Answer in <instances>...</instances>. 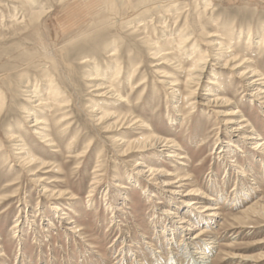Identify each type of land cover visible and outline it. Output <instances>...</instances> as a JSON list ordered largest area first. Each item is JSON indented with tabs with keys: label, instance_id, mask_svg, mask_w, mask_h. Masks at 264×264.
<instances>
[{
	"label": "rangeland",
	"instance_id": "obj_1",
	"mask_svg": "<svg viewBox=\"0 0 264 264\" xmlns=\"http://www.w3.org/2000/svg\"><path fill=\"white\" fill-rule=\"evenodd\" d=\"M181 34L191 38L179 48ZM214 36L237 60L251 63L222 69L232 57L220 60V50L209 45ZM263 36L264 0H0L2 263L185 264L181 236L189 235L162 212L173 207L165 205L166 178L154 172L179 168L191 178L182 198L197 199L188 195L195 188L218 208L221 219L210 216L200 226L206 233L197 245L212 241L211 264H264V210L253 213L264 208V146L249 140L250 127L241 129L247 123L238 126L249 121L264 141V94L251 87L250 70L240 75L248 67L264 75ZM192 51L196 59L212 53L202 79L187 86ZM90 75L101 80L89 82ZM47 79L68 105L66 125L55 120L61 114L51 105ZM101 84H114L115 91H98ZM210 89L227 103L210 102ZM93 104L126 116L124 122L113 128L98 122L104 109L91 113ZM35 118L47 124L33 127ZM10 132L48 168L17 160L19 140L11 142ZM37 133L50 135L57 147ZM150 135L188 158L168 157L172 149L164 144L137 143ZM144 165L152 172L137 176ZM174 208L183 209L182 200Z\"/></svg>",
	"mask_w": 264,
	"mask_h": 264
},
{
	"label": "bare ground",
	"instance_id": "obj_2",
	"mask_svg": "<svg viewBox=\"0 0 264 264\" xmlns=\"http://www.w3.org/2000/svg\"><path fill=\"white\" fill-rule=\"evenodd\" d=\"M212 3V1H209ZM36 3V2H35ZM34 3V4H35ZM211 3L209 4V6L211 5ZM21 5L23 6V3H21ZM26 6V5H24ZM7 7V6H6ZM35 7V5L33 6V8ZM35 9V8H34ZM27 11V10H25ZM30 12V11H29ZM8 13V12H7ZM11 13V12H10ZM33 13V12H32ZM13 14V13H12ZM19 14V13H18ZM25 14V13H24ZM29 14V13H28ZM5 15V14H4ZM31 15V14H30ZM30 15H28L27 17H29ZM32 16V15H31ZM11 17V16H10ZM18 16H16L17 18ZM13 18V17H11ZM15 18V20H17ZM24 18V17H23ZM25 19V18H24ZM6 20V19H5ZM19 20V19H18ZM22 20V19H21ZM25 21V20H24ZM18 22V21H16ZM19 24V23H18ZM15 26V24H14ZM17 26V25H16ZM30 27V26H29ZM17 28V27H16ZM21 29V28H20ZM96 29V28H95ZM2 30V29H1ZM10 31V30H9ZM18 32V31H17ZM19 33V32H18ZM94 33V32H93ZM243 32H241L240 34H242ZM14 35V34H13ZM17 35V34H16ZM249 35V38H248V42L249 44L251 43V39H252V32L250 31V33H248ZM84 37V36H83ZM86 37V36H85ZM97 37V36H96ZM191 37H189L188 35H183L181 34V40L180 42L178 43V47L180 48V46L189 41ZM214 38H217L216 40H213L212 42L209 43V45H211L210 47H213V50H220L219 52V55H220V60L221 58H226L228 55H231L229 57H232L230 60H226L224 59L223 62V66H222V69H228L229 67H233L235 70H238V69H241L244 65L246 64H250V59H247V58H240L239 60L238 59V56H233L232 53H235L234 50H232L230 48V46L228 44H226L225 42H222L220 41L222 37L220 36H214ZM87 40V39H86ZM94 41V40H92ZM89 42V41H88ZM261 45H264V36L263 38H261V42H260ZM154 49V48H153ZM155 50V49H154ZM227 50V51H226ZM118 50H117V47H115V49L113 50V54L112 56H116ZM161 50H157L156 49V52L154 53V56L157 57V58H161V57H158L160 54H161ZM197 51H192L190 54H188L189 58H190V61L191 60H194L193 64L191 65V68L188 72L185 73V76H186V85L189 86V85H192L194 83H196L197 81H200L205 73V68H206V65H207V61H208V57L210 56V54L212 53V51H209L208 54H203L201 55L200 57H198V59H196L195 55H196ZM174 58V57H173ZM172 58V59H173ZM115 59V58H114ZM118 59V58H117ZM116 59V60H117ZM162 60H165V61H168L169 62L171 61L170 59H168L167 57H162ZM118 63V62H117ZM118 65V64H117ZM120 65L118 66V69L116 70V77H115V82L116 80H118V78L120 77ZM137 70V69H136ZM246 71L244 73H241L240 75H245L248 70H250L249 74H251V76L249 77L251 80L253 79V81H251V87L255 88L256 86V90L258 93H260L261 95L264 94V84H259L260 81L264 80V75L260 74V71L256 68H251V67H248L245 69ZM67 71H70V70H67ZM239 71V70H238ZM18 72V71H17ZM71 72V71H70ZM135 71H133L134 73ZM15 73V72H14ZM95 77V78H92L90 80H88L89 82H98L100 81L101 79L98 77L99 75H90L88 76L89 78L91 77ZM132 77H135V73L133 74ZM131 78V77H130ZM49 79V78H48ZM47 79V80H48ZM179 80V79H178ZM50 81V83L47 84V89H49L53 82V79L52 80H48ZM172 84H170L172 87H177L178 84L176 83V80L175 81H171ZM141 85V84H140ZM140 85H138L137 87H140ZM219 89L221 90L222 88V84H219ZM104 84H101V85H98L97 87V90L98 91H106V92H113L115 91V86L114 84L110 85L108 87V89L110 88V90H108L107 88L103 87ZM25 88V87H24ZM225 90V89H224ZM210 93H208V95L210 97H214V100L209 99L210 102H213L215 104H218V103H221V105H225L226 102V99L224 98H221L219 94H216V92L218 90H212L210 89L209 90ZM226 91V90H225ZM49 92L52 94L50 96H52L49 100L51 102V105L54 104L56 106V112L55 114H61L60 117L58 118H55L56 121H59L61 122V125L63 124H67L70 120V115L68 114V112H66V109L68 107L67 104H65V102H62L60 100V94H56L54 96V94L56 92H58V89H49ZM105 92V93H106ZM105 93H101L100 94V97H103L105 95ZM191 95V93H190ZM6 95H4L2 92H0V115L2 114V110L4 109V107L6 106ZM229 102V101H228ZM64 103V104H63ZM100 104H93V106L91 107V109L93 110L91 113H96V111H100L104 108H97ZM48 108H51L53 106H47ZM6 110V109H5ZM69 115V116H68ZM96 117V116H95ZM98 117V116H97ZM125 117L126 116H116V113H113V111H111L110 109L107 110V109H104L102 110V112L100 113V117L98 118V122L100 123H106L109 124L107 127L109 128H113L114 126H116L119 121H122L124 122L125 120ZM129 117V116H127ZM122 118V119H121ZM131 118V117H130ZM129 120V119H128ZM107 121H114L112 124H110V122H107ZM133 121V120H132ZM242 121V120H241ZM35 122V125H33V127H36L38 128L39 126L43 125V124H47L46 120H42L40 121L39 118H35L34 120ZM58 122V124H60ZM142 124H144L145 122H141ZM240 124H238V126H243L244 123H247L248 125L241 128L242 130L244 129H248V127H250L251 131V135L252 137H250V135H247L250 137L249 140H256L257 139V144H256V147L257 148H260L264 146V141L263 139L261 138L260 135H256L257 131L254 130L253 126L249 123V121H245L243 120L242 122H239ZM47 128V127H46ZM45 133H49L50 130L47 128L45 129L44 131ZM246 132V131H244ZM255 132V133H254ZM18 133V132H17ZM17 133L15 132H10L9 133V140L11 142H14L15 139H18L19 141V148L17 149L18 153H17V160H21L23 163V165L25 167H37V168H48L47 163L46 164V161H42L41 159L37 158L38 156H36V154H33L31 151H33L32 149H27L25 145L26 142L24 140V138L20 135V136H17ZM40 138L42 140H44L46 143H49L52 145L53 148H56L57 147V144L55 143V140L52 139L50 137V135H43V134H40V133H37ZM258 134V133H257ZM50 138V139H48ZM25 142V143H24ZM143 142H151V147H154V145L156 147H160V145H163V147H170V149L172 150H169V155L168 157H173V158H178L179 160L181 161H185L188 157L185 154L181 155V156H178L177 154V151L175 150V147L174 146H169V142H165V141H162L161 139L159 138H156L154 135H150L149 137H146V138H141L139 141H137V143H143ZM158 145V146H157ZM126 146L128 147L126 151H130L132 150L133 148V144L128 142L126 144ZM72 147V146H71ZM264 149V148H263ZM85 152V151H84ZM130 153V152H129ZM127 154V153H126ZM142 165V164H139V166ZM185 164L184 163H180L179 166H184ZM143 167V170H139V172L136 173L137 176H141L142 174H144L145 172H149L151 173L152 172V167L149 168V166H142ZM159 168V167H158ZM148 169V170H147ZM175 171H170V170H167L165 168H159L157 170H153L155 172V176H161V177H165L166 179H163V187L166 188L165 191H166V207H173V208H170V209H162V212L165 213V215L169 216V220L171 221L170 223H175L174 220H177L176 224H178L183 233H187L189 236H185L184 234H182V238H184L185 240H183V246H182V252H181V255H182V258L184 259L185 258V264H211L212 261H213V258L212 256L214 255V244L211 246V242H203V244L201 243L199 246L198 243H200V238L202 236L205 235V231L206 230H203V227H200L202 226V224H208V220L211 221L210 219V216H214L219 219L220 218V215L219 213L217 212L218 208L215 207L214 205L208 203V200H213L212 197H209L205 192H203L202 190H195V188L191 189L190 191H188V195H195L197 196L198 198L195 199V198H188V199H184L182 198V193H184V189H186V185H183L184 182H187L189 181L191 178L187 176H183L181 175V173L179 172V168H175L174 169ZM46 178V177H45ZM173 178V179H172ZM45 180V179H44ZM13 184H11L10 186H12ZM189 187V186H188ZM122 188V187H121ZM154 196V195H153ZM152 196V197H153ZM11 200V199H10ZM9 200V201H10ZM181 201L182 200V203H183V209H179V210H176L174 207H175V203L176 201ZM203 200V201H202ZM205 200V202H204ZM264 200V199H263ZM262 200V201H263ZM264 202V201H263ZM4 205V204H3ZM63 205V204H61ZM197 206V207H196ZM263 205H261L262 207ZM55 207V206H54ZM264 207V206H263ZM179 208V207H178ZM120 209V208H119ZM251 209V208H250ZM71 210V209H70ZM262 210H264V208H261L260 211H255L253 210V213L254 214H258L259 212H261ZM119 211V210H118ZM252 211V210H251ZM251 213V212H250ZM186 214L187 215H192L193 219L191 220L190 216H189V219H187L186 217ZM64 217L66 215H63ZM173 216V217H172ZM209 216V217H208ZM63 218V217H62ZM65 219V218H63ZM64 221V220H63ZM22 222V220H21ZM35 222V221H33ZM20 218L16 220V222L14 223V226H13V230H15V232H20L22 228H20ZM174 225V224H173ZM22 227V226H21ZM176 227V225H175ZM72 229V227H70ZM177 228H175L174 230H176ZM180 229V228H179ZM36 230V229H35ZM72 231V230H71ZM168 231H171V228H169ZM173 231V230H172ZM178 231V230H177ZM170 233V232H169ZM18 235V234H17ZM176 236V235H175ZM16 237V236H15ZM204 241V240H203ZM22 243H20V246H21ZM181 245V244H180ZM179 247V246H178ZM179 249V248H178ZM157 255L160 254V251L156 250L155 252ZM176 256H177V253H175ZM4 256V255H3ZM2 256V250L0 251V264H3L2 261H4V258ZM157 258V257H156ZM181 258V259H182ZM174 259V256L172 257V260ZM158 260V258H157ZM176 260V259H175ZM253 260V259H252ZM169 261L167 260L166 263H163V262H159L157 261L158 264H169L168 263ZM172 263V262H171ZM5 264V263H4ZM175 264H176V261H175ZM180 264V263H179Z\"/></svg>",
	"mask_w": 264,
	"mask_h": 264
}]
</instances>
